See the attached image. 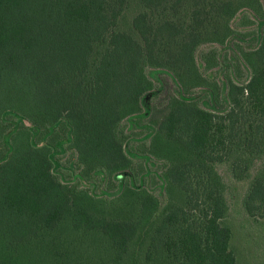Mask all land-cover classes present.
<instances>
[{"label": "trees", "instance_id": "1", "mask_svg": "<svg viewBox=\"0 0 264 264\" xmlns=\"http://www.w3.org/2000/svg\"><path fill=\"white\" fill-rule=\"evenodd\" d=\"M245 11L262 30L264 0H0V264H236L217 166L264 219V34L231 59L197 52L239 38ZM148 69L179 89L137 173L122 124L155 94ZM68 150L73 185L55 173Z\"/></svg>", "mask_w": 264, "mask_h": 264}, {"label": "rangeland", "instance_id": "2", "mask_svg": "<svg viewBox=\"0 0 264 264\" xmlns=\"http://www.w3.org/2000/svg\"><path fill=\"white\" fill-rule=\"evenodd\" d=\"M243 18H249L254 23L252 25H244L241 23ZM233 28L237 33L241 34L239 38L235 37L224 46L211 44L201 47L197 52L198 61L200 63L202 62L203 53L209 51L213 52V50L218 57H220V61L223 57L231 59L235 52H237L238 47L250 48L254 45L252 41L253 36L261 33V31L264 34V28L262 30L261 28L259 29L257 20L250 12L240 14L237 20L233 22ZM220 68L221 65L212 70L213 74H216L218 80H220L218 75L221 73H219ZM202 72L207 76V71H205L204 68H202ZM239 72L243 81L248 79L249 72L246 68L241 67ZM147 75L155 84V94L146 100V106L140 116L128 119L122 124L125 134L130 138L126 144L127 150L140 155L134 158V168L138 170L136 171L137 173H139L140 167L149 164L143 156L147 153L146 149L150 145V134L155 128L156 123L161 121L168 113L169 100L177 94L179 89L172 76L166 72L148 69ZM195 92L199 94L201 91L198 90ZM56 160L57 167L55 173L58 177L64 180L65 183L71 185L76 183L78 170L74 154L68 150L58 155ZM150 166L147 168H152L153 171L161 167L159 163L156 165L157 167ZM217 170L227 186L226 198L229 205V212L224 224L232 231L230 247L235 253L236 264H264V219H254L250 217L243 205L244 198L249 189V181L235 180L226 164H219ZM144 177L145 186L151 190V192L159 198L162 205H164L167 199L160 189L161 182L158 179L150 180L151 178L146 174ZM95 179L99 182L97 185L98 187L90 190L97 196L110 197L108 194V192L111 191L108 187L109 185L105 184L101 186L103 183L102 179L100 177H95ZM82 188L89 189L90 187L84 184ZM89 253L92 261L98 260L100 252H97L96 248H91Z\"/></svg>", "mask_w": 264, "mask_h": 264}]
</instances>
